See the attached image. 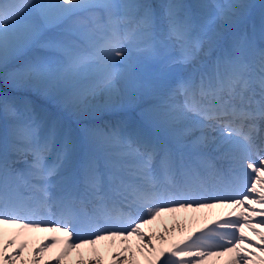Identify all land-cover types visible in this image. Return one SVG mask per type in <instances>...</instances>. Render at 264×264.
<instances>
[{
    "label": "snow or ice",
    "instance_id": "6c2138e0",
    "mask_svg": "<svg viewBox=\"0 0 264 264\" xmlns=\"http://www.w3.org/2000/svg\"><path fill=\"white\" fill-rule=\"evenodd\" d=\"M252 7L235 0H0V64L36 45L58 54L6 72V81L74 115L128 97L151 99L143 115L165 135L154 139L121 123L86 129L88 148L77 162L70 130L54 119L45 127L27 102L0 96V226H14L17 236L59 234L45 238L51 243L42 242L30 264L56 244L54 264H61L101 241L121 245L110 264H139L132 237L146 264L224 256L225 264H264V24L259 35L235 31ZM53 28L59 33L46 38ZM98 96L103 105L94 103ZM213 207L230 208L234 219L222 216L167 247L168 228L144 230L165 213ZM16 243L0 227V264L20 259L25 243L8 251ZM76 264L102 261L97 255Z\"/></svg>",
    "mask_w": 264,
    "mask_h": 264
},
{
    "label": "bare ground",
    "instance_id": "6f19581e",
    "mask_svg": "<svg viewBox=\"0 0 264 264\" xmlns=\"http://www.w3.org/2000/svg\"><path fill=\"white\" fill-rule=\"evenodd\" d=\"M248 2V0H246ZM204 59V57H202ZM106 97L104 96H98L96 100L94 101L97 105H103L105 102ZM148 102L150 105L155 103V101L151 99H147L144 97L140 98H125L121 102H119L115 107H109V108H103L98 107L92 110H89L88 112L82 114V115H76V117L68 110H64L63 108L56 109V111L53 113L51 117L50 114L52 112L48 111L47 113L38 112L36 115L44 122L45 127L48 123L51 122V120L58 121L59 125L63 129H67L69 126L71 127H77L79 124H88L91 123V126L93 127H99L101 123H103V127L108 125H116L120 123V115H122V112L125 111H135L138 112L140 110L141 105L144 102ZM91 112V113H90ZM102 112L100 114V117H91L92 115H96V113ZM91 114L87 116L88 114ZM80 116V117H77ZM143 119L146 121L145 117ZM110 121V122H109ZM146 123H148L146 121ZM68 124V125H67ZM149 124V123H148ZM67 125V126H66ZM74 130V129H73ZM78 130V129H77ZM75 131V130H74ZM79 131V130H78ZM78 140V147L80 150L82 149V152L85 153V151L88 148V139L85 134L82 135L81 132H79ZM83 153V154H84ZM30 161L31 159L28 158ZM17 168H24L25 165L23 163H18L14 165ZM201 214L199 210H191L188 212H174V213H165L161 217L157 218L156 221H154L152 224L148 225L144 230L145 232L151 231V232H162L164 228H168L169 230H174V234L176 237L182 238L185 234L186 229L189 227L190 224H194V219H197V217ZM202 217V215H200ZM200 218V217H198ZM4 229V236L5 238H15L17 243L13 245V248L8 249L9 252H12L13 249L20 243H25L26 247L24 251L20 254V259L17 260L16 264H21V260L25 262V264H30L31 261V255L32 252L40 246L42 242L44 243H51L50 240H46V237H50L52 235H59L56 233L51 232H29L25 233L21 236H17V230L14 228V226L11 225H5L0 226ZM261 232H264V228L260 230ZM252 233H250L251 235ZM254 238H257L253 236ZM257 240V239H255ZM121 245L119 242H117L115 245L110 244L108 241H101L98 242L95 246H86L79 250H73L68 254L67 257L61 262V264H76V262L80 259H83L85 261H88L90 259L94 260L96 256L98 255L101 258L102 264H110V258L113 252L119 251ZM62 248L61 244H56L55 246L45 250L43 253H39V264H45L47 261L48 264H54V257L59 254L60 250ZM93 248L95 251H93ZM228 259L227 256L220 257V258H211L206 261V264H225V261ZM142 264H146V261H144Z\"/></svg>",
    "mask_w": 264,
    "mask_h": 264
},
{
    "label": "rangeland",
    "instance_id": "374dc122",
    "mask_svg": "<svg viewBox=\"0 0 264 264\" xmlns=\"http://www.w3.org/2000/svg\"><path fill=\"white\" fill-rule=\"evenodd\" d=\"M156 1L157 0H151L150 2L153 4H159L161 2V0H158L159 2H156ZM33 2L35 3L36 0H33ZM235 2H244V3L252 4V0H248V2L246 0H235ZM196 4L198 6V5H202V4H212V3L211 2L206 3V0H196ZM59 31L60 30L57 28L50 29L46 33V38H51V37L56 36L59 33ZM32 56H36V57H40V58H46V59L53 61V62L58 58L57 53L50 51L44 47H41L39 45L27 48V49L23 50L22 52L17 53L15 55H10V57L7 61L6 67L3 64H0V91L4 90L6 95L14 94V95H16L17 98L22 97V96H26L28 98L33 97L34 99H37L39 102L44 103L47 107H49V109H51V110L58 109L59 110V108H62V107L60 105L56 104L51 97L46 96L42 92L34 90L32 88H24V87L14 86L10 81H6L4 79L6 72H8V73L23 72L26 64L32 60L31 59ZM0 95H4V94L0 93ZM149 105L150 104L147 101L144 102L141 105L142 108H140V111H143ZM64 110L66 111V109H64ZM101 113L102 112H98V113H96V115H92L91 117H93V118L100 117ZM89 115H91V114H88L87 116H89ZM74 116L76 117V115H74ZM77 117H80V116H77ZM83 125H86L85 129L95 128V127L91 126V123H88V124L85 123ZM102 126H103V123H101L99 125V127H102Z\"/></svg>",
    "mask_w": 264,
    "mask_h": 264
}]
</instances>
